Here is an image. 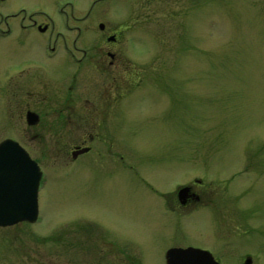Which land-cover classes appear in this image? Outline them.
<instances>
[{
    "label": "rangeland",
    "instance_id": "374dc122",
    "mask_svg": "<svg viewBox=\"0 0 264 264\" xmlns=\"http://www.w3.org/2000/svg\"><path fill=\"white\" fill-rule=\"evenodd\" d=\"M17 1L50 15L59 45L52 55L47 33L0 29V141H20L42 170L38 220L0 226V264H166L170 247L264 264V0ZM99 21L124 56L117 136L73 159L83 132L48 106H63L64 43H98ZM25 100L44 111L35 128ZM192 184L203 203L175 205Z\"/></svg>",
    "mask_w": 264,
    "mask_h": 264
},
{
    "label": "flooded vegetation",
    "instance_id": "af4514ba",
    "mask_svg": "<svg viewBox=\"0 0 264 264\" xmlns=\"http://www.w3.org/2000/svg\"><path fill=\"white\" fill-rule=\"evenodd\" d=\"M60 11L65 13L61 9ZM86 19L87 16L80 17L82 21ZM97 26L100 31V41L91 47H77L76 41H74L73 47L68 48L67 43H64V50L71 61L74 62L69 64L67 68L68 77L65 79L67 90L63 98V106H48L49 111L59 108L60 113H66L69 124L72 127L79 125L78 128L83 132L79 139L80 143L75 144V148L72 150L73 159H76L79 153L92 152L93 144L110 145L115 140L114 136H117V100L119 97L117 71L120 64H122L121 58L124 56H121L118 32L116 30H107V26L101 21L97 22ZM17 28L22 29V34L19 35V38L25 42L29 34L35 33L34 31H36L37 35L47 33V42L44 48L50 50L52 55L56 54V45H59L57 42L58 36H56L54 42L52 39L54 30L57 27L46 11L41 10L37 5L24 6V3L17 0H0V29H6V31H3L4 36H10L13 33L11 29ZM77 30L79 34L82 33L81 29ZM26 66L23 64L18 73H21V75L27 73L26 76L34 79H42L41 76L51 77L49 72L38 64ZM42 81L44 80L42 79ZM43 83L46 85L45 82ZM24 86L21 87V91L26 88ZM31 86L32 88L24 90L29 97L34 96L36 91L39 92L38 89H35L34 84H31ZM38 101L36 100L35 102ZM23 102L18 103V106L20 107ZM22 107V112L24 113L20 112L24 114L27 125L33 128L39 125L41 122L40 115L44 111L37 107L34 108L27 100H25ZM29 112L38 116L35 124L27 122L26 115ZM33 159L41 168L40 162L35 158ZM195 183L200 184L199 181H195ZM198 184L186 185L189 189L186 190L185 195L183 194L180 197L177 191L174 204L183 208H195L201 205L203 198L195 187Z\"/></svg>",
    "mask_w": 264,
    "mask_h": 264
},
{
    "label": "water",
    "instance_id": "95a60500",
    "mask_svg": "<svg viewBox=\"0 0 264 264\" xmlns=\"http://www.w3.org/2000/svg\"><path fill=\"white\" fill-rule=\"evenodd\" d=\"M26 118L35 124L38 116L29 112ZM41 176L39 165L18 141L6 138L0 142V226L37 221ZM187 189L180 187L178 196ZM165 258L166 264H220L210 251L197 247H171ZM250 263L251 258H246L245 264Z\"/></svg>",
    "mask_w": 264,
    "mask_h": 264
}]
</instances>
